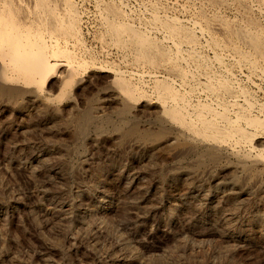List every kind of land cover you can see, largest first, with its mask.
Returning a JSON list of instances; mask_svg holds the SVG:
<instances>
[{"label": "rangeland", "instance_id": "obj_1", "mask_svg": "<svg viewBox=\"0 0 264 264\" xmlns=\"http://www.w3.org/2000/svg\"><path fill=\"white\" fill-rule=\"evenodd\" d=\"M102 1H72L77 4L79 15H82L79 20L80 38L83 39L82 47H86L87 51L70 45L71 48H68L74 50L78 57L81 55L80 59L86 57L92 60L94 57L92 61L99 65L116 70L126 69L124 72L135 75L132 82L147 94L138 109L120 113L122 104L112 100L114 96L110 91L112 74L104 72L96 74L91 81L88 80L90 82L82 83L70 98H65L59 114H52L51 110L32 103H26L23 109L18 104L0 99V264H264V164L258 163L259 169L254 172L237 167L235 160H225L222 162L224 165L209 166L210 174L205 177L208 179L201 182L195 178L196 173L193 174L197 168L195 158L191 160L192 157H186L181 161L176 158L178 161L175 159L168 164L160 154L157 143L152 141L155 139L146 141L135 135H123L122 130L118 129L120 123L126 128L140 131L156 132L162 129L160 104L150 77L152 69L146 64L133 66L130 52L120 51L112 42L104 39L100 23L101 7L115 4L126 11L124 13H127L129 23L148 28L151 36L160 39L159 42L164 48L166 46L165 50L171 55L175 54L173 42L166 41L163 33L149 23L153 11L159 9L157 13L161 18L175 15L183 27L194 28L193 20L198 21L196 9L200 7H208L206 10L208 14L211 13L210 16L219 10L218 14L231 20L237 19L236 10L213 9L202 0ZM254 10L260 16L258 9ZM177 12L184 14L181 16ZM145 16L147 20H144ZM195 30L196 35L200 33L198 28ZM200 34L197 35L199 41L196 49L200 56L211 60L208 73L212 75L224 69L229 75L234 73L230 77L235 78V85L241 83L240 88L244 85L242 89L246 90L248 97L256 100L252 99L257 104L252 115L261 119L264 115V67L258 71H250L248 66L244 68L227 51L212 48L210 35ZM108 43L111 48L107 47ZM220 54L223 58L221 64L215 61ZM169 62L173 63L172 60ZM183 67L195 75L203 70L193 61L184 63ZM141 74L144 76L139 79L138 75ZM57 83L60 80L54 77L47 88L48 94L55 96L60 93V84ZM174 85L180 89V85ZM189 92L194 102L208 100L202 89ZM150 99L152 101L149 102ZM240 102L243 103L242 100ZM236 108L230 111L231 117H235L241 107ZM85 111L92 112L95 120L79 129L73 120H69ZM248 128L249 134L253 135L250 150L253 149L254 155L256 152L264 156V130ZM169 170L173 171L171 176ZM101 193L112 199H102ZM114 195L118 197L117 202ZM205 198L213 202L208 203ZM259 231L261 234L257 233Z\"/></svg>", "mask_w": 264, "mask_h": 264}, {"label": "bare ground", "instance_id": "obj_2", "mask_svg": "<svg viewBox=\"0 0 264 264\" xmlns=\"http://www.w3.org/2000/svg\"><path fill=\"white\" fill-rule=\"evenodd\" d=\"M72 1L73 0H0V99H3L15 105L18 104L23 109L26 106V103H32L33 105L36 106H40V107L43 106L47 108L49 111L51 110L52 114L53 112L58 113L62 109L63 100L65 98H70L72 93L76 92L78 87L82 83H85L88 80L91 81L98 73L106 72L112 74L111 76L112 78L111 79L109 78L110 79L109 84L111 88L110 91L113 93L114 96L112 100H116L117 102L119 101V103L122 104L121 108L119 109V112L122 114H126L129 113L131 109H138L141 102L144 100L145 94L147 93H144L141 90L142 88L140 89L132 82V77H134L135 75L131 76V74L129 75L127 72H124L126 69L124 71L116 70L109 68L110 66L106 67L105 65L104 66L99 65V63L92 61L94 60L93 56H91L93 57L92 60L91 59L88 60V58H86L85 55H84L85 58L81 57L80 59L79 57L81 55L78 57L77 53L74 50L68 48V46L70 45L73 48L79 47L83 49L85 48L84 50H86V47H82L83 44L81 41L82 38H80L81 24L79 20L81 14L79 15L78 13V9H77L78 7L76 8L77 4L75 5L74 3L75 1L74 2ZM102 2H104V0ZM202 2L207 4L209 7L211 6L213 9L223 8L224 10V8L225 9L233 8L234 11L236 10L237 19L232 18L231 20L229 18H226L224 15L222 16L218 14L219 10L217 11V13L215 12L212 16H210L211 13L208 14L206 10L208 8L207 6L206 9L200 7V9H196L198 15L196 16L198 17V21L196 19L195 20L197 22L193 20L195 23V25L193 24L194 28L191 27L185 28L181 25L180 21L178 20L179 17L175 18V15L170 14L171 17L167 18L165 16L167 14L163 13L165 14L164 15L165 18H161L157 13L159 9L157 10V12L156 10L153 12L151 11L152 12L151 17L150 19H148L150 20L149 23H151L153 27L156 28V30L161 31L163 33L162 36L166 38V41L168 39L169 41L173 42L175 47L174 49L175 54L172 53L173 55L170 52L169 53L171 55H169L168 51L165 50L166 48L165 43H164L165 46L164 48L162 46V43H160L161 41L159 42L160 40L159 38H158L159 40H156L157 39L156 37L151 36L150 32L148 31V28L143 29L141 28L142 27L141 25H140L141 27L139 28L138 26L134 25V22L133 24L129 23L130 20L126 19L127 13H124L126 11H123L121 7L115 4L110 5L109 2L108 5L103 4L104 6L101 7V20H100L104 39L112 42V44L115 45L117 48H119L120 51L126 50V52L127 51L130 52L132 56V61L134 62L133 66L135 64H143V65L146 64L152 69V73L150 74L149 71L148 73L150 74L151 80H153L154 82V90L157 95V100L159 101L160 104L162 129H159L156 132L140 131L132 127L126 128L122 123H120L121 125L119 126V128L118 127L117 128L122 130L123 135H135L137 138L146 141L152 138L155 139L152 141L153 142L155 141L157 143L156 146L158 145L157 147L161 149L160 154H162L163 159L165 160V162H168V164L174 162L176 158H178L179 160L185 159L186 157H192L191 160H194L193 158H195L197 168H195L196 172L194 171L193 174L196 173L195 178L201 182H203L202 180L208 179V178L206 179L205 177L210 174L209 166L210 168H212L211 166H216L217 164H220L225 160L228 161L235 160L236 166L238 165L237 167H241L242 170H250L254 172L259 169L258 166L260 164L258 165V163L264 164V156L260 155L261 153L257 154L256 152L254 155L253 154L254 152H252L253 149L250 150L249 147L251 142L250 140L253 135L251 134L252 135L251 136L249 134L250 132L247 130V128L255 127L257 128V130L258 128L259 130H264V121L261 120L264 119V115L260 119L259 116H258L259 118L255 117L251 113L252 110L254 109V105H257L255 103L256 100L252 97L253 101H255L254 104L252 99L248 97L249 95L246 94L245 92L246 90L244 89L245 90L244 91L242 89L244 85L243 87L241 86L242 88H240L239 86L241 84L240 82L239 85L237 86L235 85L234 81L236 80L233 81V79L235 78L231 79L232 77H230L231 74H233L234 76V73H231V71H230L231 73L230 75L229 72L227 74L226 73L227 71H224L225 69L221 70L222 72L214 73L210 75L211 73L209 74L207 70L211 69L210 66L212 64L210 63L211 60L208 59L207 61L205 58H203L204 55L200 56L199 55L200 53H198L196 49L197 40L199 41V39H197V35L199 36L200 33H202V35L200 34L201 36H204L203 34L210 35L209 43L212 46V48L219 50L222 49L227 51L228 54L233 57V59H236L239 65H244V68L245 66L250 67L251 68L250 71H252V69L258 71L260 68H263L264 67V0H202ZM150 4L153 3L150 2ZM160 6H162V4L159 5V8ZM148 8H150V6ZM153 9H155V7H153ZM254 9H258L259 11L258 13H260V16L263 17L262 18L263 20H261V17L259 15L257 16L254 13V11H256ZM137 10L138 9H136V11ZM212 11H216V10H212ZM170 12L172 11L170 10ZM146 13L147 12H145V14ZM172 16H174V18ZM132 18L133 17H131V20ZM145 19L146 16L144 20ZM146 22L145 24H147ZM187 22L189 23V20H187ZM196 28H198V30L200 31V33L199 34L197 33V35L195 33ZM212 33L217 34V36H214ZM101 35L100 37L102 38ZM105 44L107 45V42ZM109 46L110 44L108 43L107 47L109 48ZM79 48L77 50H79ZM207 48L209 47L207 46ZM214 49L212 50V52L214 51ZM186 50L187 53H185ZM215 53L218 54L217 52ZM220 55L219 56L217 55L216 60L215 59L214 60L221 64L223 62V58L222 55L221 56ZM88 56H90V54ZM121 58H123V56ZM123 59L125 61V58ZM170 60H172L173 63L170 62L168 63V61ZM188 61L195 62L200 68L206 71L201 70L200 73L195 75V73L184 68L186 67L185 65L183 67V64L188 63ZM106 63L107 65L108 64L110 65V63L108 62ZM237 63L235 62L234 64ZM115 66L117 67V65ZM224 66L226 67V65ZM224 66L223 68H225ZM239 67L241 68L243 66H239ZM139 68L144 69L143 67L140 66ZM147 69L148 68H146V70ZM204 72H206V74H204ZM143 76H144L143 74L138 75V78L141 79ZM54 77H58L60 80L59 83L60 93L55 96L47 93V88L50 87V81ZM145 82L146 81H144V83ZM174 83L180 85L179 86L180 89H176ZM84 86L87 85L85 84ZM146 86L149 87V85L147 84ZM151 87L153 86L151 85ZM196 88L202 89V91L205 94V97L206 96L208 97L207 98L208 100H206L205 102L192 101L191 100L192 97L190 98L188 92L195 90ZM194 92L196 91H193V93ZM241 100L243 103L240 102ZM150 101L152 100L150 99L149 102ZM195 101H197V99ZM100 102L101 101H99V103ZM213 103L217 107H215ZM239 105L241 108H239L237 114L235 111L236 116L234 117L233 115V117H231L230 113L232 112L230 111L234 109L235 110L238 109L236 107H239ZM69 113L70 112H68V114ZM94 113L96 114V112ZM22 115L27 116V114L25 115L24 113ZM94 118L95 116L93 115L92 112L85 111L79 114L77 117L75 118L73 117V119L69 121L73 120L78 126V128L81 129L83 128V126H85V124L94 121L95 120ZM112 122L113 121H111V123ZM100 125L102 124L100 123ZM253 139H255V136ZM222 165L224 164L222 163ZM170 170H169L170 172L169 175L171 176L173 171ZM236 170L237 169H235V171ZM236 172H238V170ZM242 172L243 171H241V173ZM259 176L256 177L258 178ZM100 197L104 200H106L107 197L112 199L111 196H107L104 193H101ZM113 198L115 201L116 199L118 200L117 195H114ZM210 198L207 199L205 198L206 202L212 203L213 200ZM260 232L261 231L257 233L259 234Z\"/></svg>", "mask_w": 264, "mask_h": 264}]
</instances>
